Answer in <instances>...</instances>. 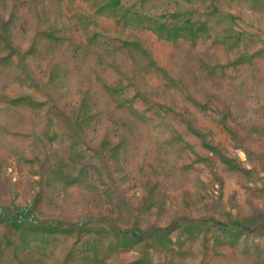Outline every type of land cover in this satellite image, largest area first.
<instances>
[{
    "label": "rangeland",
    "instance_id": "obj_1",
    "mask_svg": "<svg viewBox=\"0 0 264 264\" xmlns=\"http://www.w3.org/2000/svg\"><path fill=\"white\" fill-rule=\"evenodd\" d=\"M0 264H264V0H0Z\"/></svg>",
    "mask_w": 264,
    "mask_h": 264
}]
</instances>
